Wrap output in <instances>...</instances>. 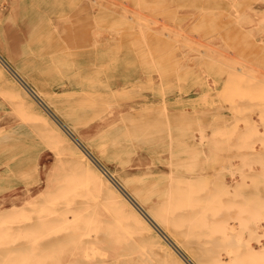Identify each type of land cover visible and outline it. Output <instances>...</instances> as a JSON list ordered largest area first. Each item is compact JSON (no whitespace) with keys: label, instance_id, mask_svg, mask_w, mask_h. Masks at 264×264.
I'll return each mask as SVG.
<instances>
[{"label":"rangeland","instance_id":"rangeland-1","mask_svg":"<svg viewBox=\"0 0 264 264\" xmlns=\"http://www.w3.org/2000/svg\"><path fill=\"white\" fill-rule=\"evenodd\" d=\"M263 51L264 0H0L1 58L25 78L47 79L80 60L81 70L70 69L82 78L87 70V111L101 110L121 156L135 152L137 182L157 210L171 214L182 249L214 263L230 261V248L239 256L234 264H264L244 255L264 232ZM1 63L0 138L13 128L40 145L35 114L44 109L23 105L31 116L20 110L13 100L32 98ZM1 145L0 209L11 198Z\"/></svg>","mask_w":264,"mask_h":264},{"label":"bare ground","instance_id":"bare-ground-1","mask_svg":"<svg viewBox=\"0 0 264 264\" xmlns=\"http://www.w3.org/2000/svg\"><path fill=\"white\" fill-rule=\"evenodd\" d=\"M128 5L126 6L128 7ZM116 6L118 5L116 4ZM26 32L28 34V31ZM261 41L263 42V38ZM158 42L159 40L156 44H160ZM75 55L70 57H75ZM67 59L69 58L67 57ZM72 59L71 63L76 62L75 58ZM4 60L0 56V61L32 98L29 103L21 98L14 99V103L27 116H31V114L22 109L25 104L30 107L31 104L34 106L38 104L44 111L41 114H35L38 120L36 119V125H34L41 130L39 131L42 137L40 145L27 142L13 128H5L6 132L0 138L3 139V143H1L6 150L4 151L5 163L3 162V164L7 166V177L10 182L6 184V188H9V195H11L9 207L0 209V264H230L229 262L234 264L238 262L239 256L230 248L227 250L230 261L220 259L219 256L216 263L200 258L202 256L197 257L194 253L189 255L182 249L180 241L175 238L172 232L177 225L171 222L169 218L171 214L167 215L169 212L165 210L166 208L157 210L158 202H153L156 204L153 206L145 188L137 182V175L134 172L135 152L125 151L128 156H133L130 158L121 156V151H123L122 148H119L121 145L119 146L118 140L116 141L109 135L113 129L104 125L100 119L101 110L97 111L98 109L95 108L96 111H87V87L85 86L87 70L83 69L85 78H82L84 77L81 74L82 71L81 76L76 74L84 67L78 68L77 64L80 60L75 63L76 65L72 63L75 66L72 68L69 66L70 59L66 61L68 63L65 62L66 58L63 59L68 64L69 70L75 68L74 71H77L74 73L73 70L67 71L68 68L65 65L63 66L66 68L63 69L65 72L60 70L61 72L58 74L61 76L57 79L52 77L47 79L39 75L29 77L27 74L25 78ZM262 61L264 60L262 59ZM72 64L71 66H73ZM231 68L233 69L232 66ZM28 78L32 81L33 86L27 82ZM163 107L165 109V106ZM192 122L194 121L192 120ZM183 128L185 127L183 126ZM195 128L197 130V127ZM127 131L129 134V130ZM132 133L134 132H131V135H133ZM186 133L189 135L188 132ZM142 134L140 133L139 136ZM116 135L115 137L118 138L119 134ZM135 136H132V139ZM151 137L150 139H152ZM194 159L192 157V160ZM189 167L191 168V166ZM231 175L234 177V174ZM263 235L264 232L259 234L256 245L253 243L245 248V258L254 260L264 257ZM159 236L163 238L164 242ZM203 258L205 257L203 256Z\"/></svg>","mask_w":264,"mask_h":264}]
</instances>
